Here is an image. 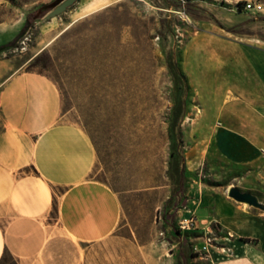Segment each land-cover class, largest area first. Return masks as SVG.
<instances>
[{
	"label": "rangeland",
	"instance_id": "obj_1",
	"mask_svg": "<svg viewBox=\"0 0 264 264\" xmlns=\"http://www.w3.org/2000/svg\"><path fill=\"white\" fill-rule=\"evenodd\" d=\"M63 1L0 0V30L17 28L0 45V61L54 60L44 74L59 77L65 120L92 141L90 177L120 201L117 233L148 247L143 257L130 254L133 264H264L258 243L249 241L239 254L212 219L220 209L229 212L227 201L237 205L228 188L256 191L253 167L229 162L212 136L254 120L255 105L238 86V61L264 53V0H77L45 20ZM246 2L262 12L242 10ZM30 13L35 21L24 28ZM175 108L183 110L174 122L181 147L168 138ZM189 216L195 228L180 231L178 222ZM206 238L208 252H200Z\"/></svg>",
	"mask_w": 264,
	"mask_h": 264
},
{
	"label": "crops",
	"instance_id": "obj_2",
	"mask_svg": "<svg viewBox=\"0 0 264 264\" xmlns=\"http://www.w3.org/2000/svg\"><path fill=\"white\" fill-rule=\"evenodd\" d=\"M11 30H0V45L14 38L17 28L8 36ZM30 61H0V264H133L130 254L143 257L148 247L117 233L122 206L90 177L97 162L92 141L65 120L56 84L26 70ZM238 66L254 120L221 127L212 140L229 162L253 167V193L264 202V53L249 52ZM235 204L227 201L229 212L212 218L224 241L239 254L255 241L264 255V212Z\"/></svg>",
	"mask_w": 264,
	"mask_h": 264
},
{
	"label": "trees",
	"instance_id": "obj_3",
	"mask_svg": "<svg viewBox=\"0 0 264 264\" xmlns=\"http://www.w3.org/2000/svg\"><path fill=\"white\" fill-rule=\"evenodd\" d=\"M33 14L34 13H30V14L26 15V23H25L24 28L29 23H33L35 21V19L33 18ZM29 64L30 65L27 68L28 71L36 72L38 74L45 75L44 72L49 71V69L54 64V60L52 58H50L49 56H46V55H37L35 58H33L29 62ZM39 67H41L40 70L38 69ZM170 68L174 71L176 80H178V82H180V84L182 86H184V88L186 89L187 85H186L185 77L183 76L179 67L175 63L172 62L170 64ZM45 76H47V75H45ZM48 78H50L56 85H58V86L60 85V81H59L58 76L54 75L52 78L51 77H48ZM182 114H183V110L182 109L180 110L178 108H175L173 110V112L171 113L172 122H171V125L169 126V129H168V138H169V140H172L174 147H176V144L180 147L182 145V132H181L180 126H177L174 124V122L178 123ZM170 154L172 156H175V153L173 150L171 151ZM176 159L181 161V162L183 161L180 151H178ZM181 180L182 181L184 180V174H181ZM245 242H247V241H245Z\"/></svg>",
	"mask_w": 264,
	"mask_h": 264
},
{
	"label": "water",
	"instance_id": "obj_4",
	"mask_svg": "<svg viewBox=\"0 0 264 264\" xmlns=\"http://www.w3.org/2000/svg\"><path fill=\"white\" fill-rule=\"evenodd\" d=\"M76 1L77 0H64L45 16V20H50L65 13L76 3ZM227 197L236 203L264 212V206L259 202L255 195L247 192H241L234 186L227 190Z\"/></svg>",
	"mask_w": 264,
	"mask_h": 264
},
{
	"label": "built area",
	"instance_id": "obj_5",
	"mask_svg": "<svg viewBox=\"0 0 264 264\" xmlns=\"http://www.w3.org/2000/svg\"><path fill=\"white\" fill-rule=\"evenodd\" d=\"M251 4V11H247V12H254V13H260L262 12V6L256 3H252ZM197 224V221L195 219V217L193 216H189L188 218H185L183 220H180L178 222V229L182 232H189L191 230H193L195 228ZM211 239L210 238H206V242H204V244L202 245V247L199 249L200 252H208V247L211 243Z\"/></svg>",
	"mask_w": 264,
	"mask_h": 264
},
{
	"label": "bare ground",
	"instance_id": "obj_6",
	"mask_svg": "<svg viewBox=\"0 0 264 264\" xmlns=\"http://www.w3.org/2000/svg\"><path fill=\"white\" fill-rule=\"evenodd\" d=\"M239 8V7H238ZM241 8H242V10H244V11H251V4H250V2H246V3H242L241 4ZM82 15V14H81ZM80 15V16H81ZM83 15H84V13H83ZM84 17V16H83ZM79 19V18H78ZM74 22V21H73ZM14 30H15V28H14ZM14 30H11V31H9L8 32V36H10L11 34H12V32L14 31ZM57 37V36H56ZM229 189V188H228ZM227 189V190H228Z\"/></svg>",
	"mask_w": 264,
	"mask_h": 264
}]
</instances>
